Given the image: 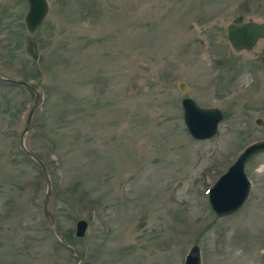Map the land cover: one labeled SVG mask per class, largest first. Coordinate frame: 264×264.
Here are the masks:
<instances>
[{
	"label": "rangeland",
	"instance_id": "1",
	"mask_svg": "<svg viewBox=\"0 0 264 264\" xmlns=\"http://www.w3.org/2000/svg\"><path fill=\"white\" fill-rule=\"evenodd\" d=\"M48 3L31 34L26 0H0V75L28 85L0 80V264H80L61 238L84 264H185L194 246L202 264H264V155L240 212L209 202L264 140V39L237 52L227 33L264 24V0ZM185 98L221 111L218 135L188 133Z\"/></svg>",
	"mask_w": 264,
	"mask_h": 264
},
{
	"label": "water",
	"instance_id": "2",
	"mask_svg": "<svg viewBox=\"0 0 264 264\" xmlns=\"http://www.w3.org/2000/svg\"><path fill=\"white\" fill-rule=\"evenodd\" d=\"M29 5V10L25 18V23L28 31L31 34L37 32L43 24L50 11L48 0H26ZM243 23V18H236L233 24L227 28L228 38L233 49L237 52L243 50H252L259 40L264 39V24ZM0 80L7 83L20 86H28L24 82H17L4 79L0 75ZM182 91L187 89L186 83L180 84ZM35 90V89H33ZM36 91V90H35ZM40 104V103H39ZM184 110V122L190 135L199 141L209 140L214 138L219 132V125L223 120V114L217 108H202L191 98H185L182 102ZM38 107V104H37ZM29 117L30 124L33 112ZM257 124L264 125L262 120H258ZM30 127L25 130L29 132ZM264 155V141H259L248 146L238 157L232 167L224 174L209 192V201L212 211L218 218H225L238 213L246 204L250 192L251 182L246 173L247 165L256 157ZM43 167L44 173L47 175L45 165L39 161ZM50 220L54 229L55 224ZM88 223L79 221L77 223L76 236L83 238L87 232ZM58 233V232H57ZM62 244L72 250L78 257L80 264H84V255H80L78 251L72 248L67 242L61 238ZM185 264H202L201 249L199 246H194L186 258Z\"/></svg>",
	"mask_w": 264,
	"mask_h": 264
},
{
	"label": "flooded vegetation",
	"instance_id": "3",
	"mask_svg": "<svg viewBox=\"0 0 264 264\" xmlns=\"http://www.w3.org/2000/svg\"><path fill=\"white\" fill-rule=\"evenodd\" d=\"M240 18H243V23H242V24H240V25H243V24H245V23H250L249 21H248V22H246V21H245V18H244L243 16H241Z\"/></svg>",
	"mask_w": 264,
	"mask_h": 264
},
{
	"label": "trees",
	"instance_id": "4",
	"mask_svg": "<svg viewBox=\"0 0 264 264\" xmlns=\"http://www.w3.org/2000/svg\"><path fill=\"white\" fill-rule=\"evenodd\" d=\"M6 84H7V83H6ZM41 176H43V174H41ZM72 237H73V236H72ZM59 246L64 248V246H63L62 244H60V243H59Z\"/></svg>",
	"mask_w": 264,
	"mask_h": 264
}]
</instances>
